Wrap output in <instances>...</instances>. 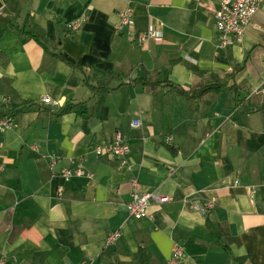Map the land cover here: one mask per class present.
<instances>
[{
    "label": "crops",
    "instance_id": "1",
    "mask_svg": "<svg viewBox=\"0 0 264 264\" xmlns=\"http://www.w3.org/2000/svg\"><path fill=\"white\" fill-rule=\"evenodd\" d=\"M1 1L0 16L41 27L57 55L0 27V114L37 105L0 131L5 264L128 263L140 248L151 264H168L175 246L186 255L180 264H264V0L226 48L215 25L218 0ZM128 10L132 33L117 32ZM150 27L162 42L131 41ZM238 65L229 82L238 93L189 101L158 84L213 85ZM75 66L91 84L111 80L119 89L93 97ZM117 133L131 146L126 164L95 153ZM51 158L59 160L54 171ZM62 169L83 176L67 180ZM133 184L171 201L132 219ZM213 199V210L197 211Z\"/></svg>",
    "mask_w": 264,
    "mask_h": 264
},
{
    "label": "built area",
    "instance_id": "2",
    "mask_svg": "<svg viewBox=\"0 0 264 264\" xmlns=\"http://www.w3.org/2000/svg\"><path fill=\"white\" fill-rule=\"evenodd\" d=\"M263 0H218V8L215 11V25L221 47L226 48L231 46L235 42H239L243 36L246 28L250 24L252 18L259 12ZM73 30L78 29V25H72ZM134 28L132 22L131 11H126L119 14V23L116 27L117 32H122L128 29L130 33ZM164 35L162 32L150 27L146 33L139 35L138 39L135 40L131 37V41L137 42L138 44H145L150 41L162 42ZM44 104L54 105L53 102L47 98L44 99ZM133 127L137 128L140 126L139 122L136 121L132 124ZM13 128V117L9 116L0 120V131L11 130ZM168 142L172 138L168 137ZM95 153L98 157H111L117 159L126 164V161L131 153V146L129 142L123 137L121 133H117L115 141L107 145H99ZM59 160L51 158L49 165L51 170H55ZM5 171V166L0 164V174ZM61 175L63 178L69 180L73 176H83L81 169L76 172H71L67 169H62ZM171 201L170 197L154 193H142L139 191L135 184H133V191L131 193V201L126 206L129 217L135 220H143L149 217V208L153 202L158 204H164ZM216 206V200H209L204 206H197L196 209L201 214H207L213 210ZM120 232L111 233L105 242V249L117 242L120 238ZM186 255L180 246H175L173 254L168 264H180ZM0 264H5V257L0 256Z\"/></svg>",
    "mask_w": 264,
    "mask_h": 264
},
{
    "label": "trees",
    "instance_id": "3",
    "mask_svg": "<svg viewBox=\"0 0 264 264\" xmlns=\"http://www.w3.org/2000/svg\"><path fill=\"white\" fill-rule=\"evenodd\" d=\"M3 26L9 27L11 30L17 32L20 36H26L30 40H34L39 45H41L46 52L50 53L54 57L57 56L56 54L52 53L49 50L46 33L41 27H32L28 24H25L24 26L21 27L13 23V21H11L9 17L0 16V27H3ZM75 68L79 69L82 72L84 76V84L90 88V90L92 91L93 97H96L102 94H108L110 92H113L119 89V87L111 88V82H112L111 80L106 81V82L97 81V83L93 85L91 84V79L85 69H83L81 66H75ZM242 68H244V66L238 65L234 69L233 73L229 74L225 80L217 79L216 83L213 85H203L202 84L196 89L188 90L170 81H166L164 83H158V84L165 85L166 87L170 89V92L177 94L181 97H184L185 99L189 101L203 100L206 96H209V95L219 96L221 93H223L227 89L238 93L239 87L236 84L229 86V82L235 79L236 74ZM134 82H137V81H134ZM147 84H151V83L147 82ZM35 106L37 105L33 102H23L20 106H16L13 110L8 112L7 114L1 113L0 120L3 118L9 117V116H16L19 114H23ZM70 111H71V107H68L66 109H62L59 112H57L55 116L61 117ZM245 259L246 258H240L238 260L239 264H243ZM116 264H151V261H150V257L148 253L146 252V250L143 248H140L132 262H128V263L119 262Z\"/></svg>",
    "mask_w": 264,
    "mask_h": 264
},
{
    "label": "water",
    "instance_id": "4",
    "mask_svg": "<svg viewBox=\"0 0 264 264\" xmlns=\"http://www.w3.org/2000/svg\"><path fill=\"white\" fill-rule=\"evenodd\" d=\"M3 8V3L2 1L0 0V10Z\"/></svg>",
    "mask_w": 264,
    "mask_h": 264
}]
</instances>
